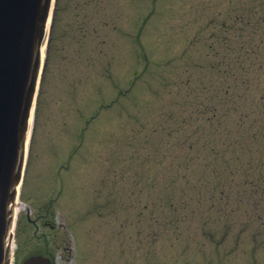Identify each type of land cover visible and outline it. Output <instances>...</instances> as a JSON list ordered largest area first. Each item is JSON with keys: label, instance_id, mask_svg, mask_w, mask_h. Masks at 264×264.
<instances>
[{"label": "rangeland", "instance_id": "obj_1", "mask_svg": "<svg viewBox=\"0 0 264 264\" xmlns=\"http://www.w3.org/2000/svg\"><path fill=\"white\" fill-rule=\"evenodd\" d=\"M49 27L11 264L31 255L56 264H264V61L236 59L243 44L264 52V0H56ZM218 37L231 39L230 51ZM226 64L257 87L242 88L238 103L219 91L235 82ZM202 101L222 102L228 116L217 109L212 124L193 121L186 136L230 153L190 152L187 172L177 167L185 159H144L153 150L140 148L145 139L176 131V116H193ZM232 104L247 113L258 104L259 116L239 120ZM246 121L260 139L234 144ZM174 198L185 203L169 207Z\"/></svg>", "mask_w": 264, "mask_h": 264}, {"label": "water", "instance_id": "obj_2", "mask_svg": "<svg viewBox=\"0 0 264 264\" xmlns=\"http://www.w3.org/2000/svg\"><path fill=\"white\" fill-rule=\"evenodd\" d=\"M51 5L52 0H0V264L11 259L14 205ZM23 264L53 263L31 255Z\"/></svg>", "mask_w": 264, "mask_h": 264}, {"label": "trees", "instance_id": "obj_3", "mask_svg": "<svg viewBox=\"0 0 264 264\" xmlns=\"http://www.w3.org/2000/svg\"><path fill=\"white\" fill-rule=\"evenodd\" d=\"M218 40L220 41V44H226V48H229L228 51H230V46L228 44V42L231 41V39H228L226 37H218ZM244 44L238 49V57L236 59H241L242 57L243 58H249L251 56H254L256 57V59L258 60H263L264 61V52L260 51V47H258L257 49H254L253 46L251 45L250 49L249 48H245L243 47ZM244 49V50H243ZM234 51V49H233ZM226 56H232L231 54H225ZM230 59V58H229ZM224 61L226 62L227 59L225 58ZM235 64L233 66L229 65V64H226V67L229 69V71L225 70L224 71V74H226V76H229L231 77L235 82L234 83H226V87L222 86L223 88L222 89H219V91L223 92V96H224V101L228 98V101H229V97H233L234 100H237L242 98V94H241V89L245 88L246 90H252L257 88L254 86V88L252 89V83L249 82V80H239V77L237 74L236 71L233 70V68H235ZM263 65H260V69L262 68ZM241 69L243 72H249L247 71L246 67L244 66H241ZM250 79V78H249ZM201 90L203 92H208L210 91L211 89L206 87V86H202L201 87ZM211 98V97H210ZM185 102V101H184ZM263 102V99L260 101L259 100V103ZM183 103V102H181ZM238 103V102H237ZM241 105L243 104L242 102L240 103ZM219 105H223L222 102H220L219 104L218 103H211V101H207V102H199V103H195V107L193 108V113L194 117L192 115H186V116H183L182 118H180L179 116H176L178 119H176L177 121L179 120V128L176 130V131H172L169 133H166L164 134V136L162 137L161 136H155L154 135H150L149 137H147L145 139V142L143 143L142 146H140V148H144L146 146H150L153 148L152 149H149L150 153L144 158V159H147L148 162L151 161L152 157L153 156H158V157H162L161 160H168L169 157H174V158H179L181 160H184L183 163H179L177 165V167H181L180 170H184V172H187L191 169L192 165L190 163L191 159L192 158H189V153L190 152H193L195 156H197V158L199 159H207L209 157H215V158H221V157H226V154L230 153V152H227L226 150L230 147L228 144H221L219 141L217 142V144L215 146H203V147H200V148H196L195 147V142L193 139H191V134H189L188 136H186V132H185V128L186 126H189L193 123V121L196 122V127L197 129L200 127L201 123H202V126L204 123H209V124H212L213 120L212 119H215L216 117H218V112H219V116L222 115V112H223V117H227L228 115V110L227 108L225 109H219ZM243 106H246L245 104H243ZM258 108H259V105L257 104L256 105V108L253 110V113H247V112H244V110L242 111L241 107L240 106H236V105H233L232 104V107L230 106V112H239V111H242L241 113H238L239 117L238 119L239 120H243V119H247V116L249 115H255L256 113H258ZM219 111H218V110ZM217 110V111H216ZM247 114V115H246ZM259 115H255V119H257ZM168 117H172V115H168ZM167 117V118H168ZM174 118L172 117L171 119L169 120H173ZM220 125L222 124L221 122H218ZM249 122L246 121L244 125V129L242 130L243 134L241 135H238V137H236V139L233 141L234 144H241V142L245 139H249L252 141L251 144H254L256 141H258L260 138H259V135L256 131H252V126L251 124L254 123L253 122ZM154 130L151 131L153 133H156L158 128L156 127H153ZM165 129V128H164ZM156 137L159 138L160 140L162 141H158L156 140ZM204 148V149H202ZM162 152V153H160ZM244 154L246 155H249L250 158H253L254 159V150H253V147H249V148H245L243 150ZM160 153V154H159ZM234 153H235V150H234ZM158 154V155H157ZM137 156V152L135 151L134 154L131 155V158H136ZM138 158V157H137ZM130 161H132V159H129ZM206 164H209V163H206ZM205 164V167H207ZM166 166V167H165ZM244 165H242L243 167ZM164 167L165 168H169L170 167V162L168 161V163L164 164ZM214 172H217V170H214ZM173 200V201H172ZM172 200H169L167 199L166 202L169 201V207L173 205H176L177 204H181L183 205L185 203V201H180L179 199H172Z\"/></svg>", "mask_w": 264, "mask_h": 264}, {"label": "bare ground", "instance_id": "obj_4", "mask_svg": "<svg viewBox=\"0 0 264 264\" xmlns=\"http://www.w3.org/2000/svg\"><path fill=\"white\" fill-rule=\"evenodd\" d=\"M52 6H53V1H52V5H51V11H50V17H49V22H51V16H52ZM48 22V23H49ZM50 25V23L48 24V26ZM47 37V36H46ZM46 40H47V38H46ZM46 45V44H45ZM45 54H46V46H45V49H44V56H43V60H42V62L44 61V57H45ZM42 65V64H41ZM41 67V66H40ZM39 76V75H38ZM33 114L31 115V118H30V127H29V130H28V133L26 134L27 135V138H26V143L24 144L25 145V149H24V151H25V157L27 158V155L26 154H28V149H29V144H30V140H31V135L30 134H32V128H33V125L31 124L32 122H33ZM23 171V170H22ZM22 179H23V172H22V176H21V180H20V184L18 185V190H17V198H16V203H15V205L16 204H18L19 203V199H20V194H21V187H22ZM20 204V203H19ZM14 205V218H13V225H12V231H14V228H15V221L17 220V217H18V215L20 214V211H19V209L21 208V207H17V206H15ZM13 248H14V246H13ZM12 248V249H13Z\"/></svg>", "mask_w": 264, "mask_h": 264}]
</instances>
